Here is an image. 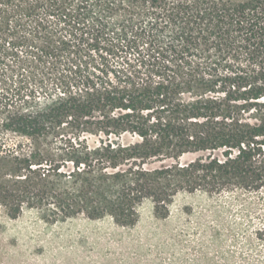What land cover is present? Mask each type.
<instances>
[{
  "label": "trees",
  "instance_id": "trees-1",
  "mask_svg": "<svg viewBox=\"0 0 264 264\" xmlns=\"http://www.w3.org/2000/svg\"><path fill=\"white\" fill-rule=\"evenodd\" d=\"M180 192L264 195V0H0V210L132 227Z\"/></svg>",
  "mask_w": 264,
  "mask_h": 264
},
{
  "label": "rangeland",
  "instance_id": "rangeland-1",
  "mask_svg": "<svg viewBox=\"0 0 264 264\" xmlns=\"http://www.w3.org/2000/svg\"><path fill=\"white\" fill-rule=\"evenodd\" d=\"M132 227L110 219L49 222L0 210V264H264V195L180 192L168 215L138 207Z\"/></svg>",
  "mask_w": 264,
  "mask_h": 264
}]
</instances>
